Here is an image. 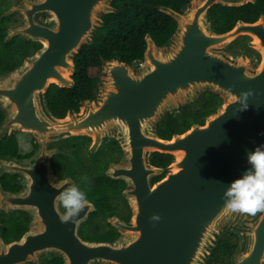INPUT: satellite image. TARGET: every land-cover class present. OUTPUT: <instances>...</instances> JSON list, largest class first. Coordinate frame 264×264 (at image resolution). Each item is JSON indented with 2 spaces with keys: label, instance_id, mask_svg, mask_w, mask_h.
<instances>
[{
  "label": "water",
  "instance_id": "water-1",
  "mask_svg": "<svg viewBox=\"0 0 264 264\" xmlns=\"http://www.w3.org/2000/svg\"><path fill=\"white\" fill-rule=\"evenodd\" d=\"M256 1L189 0L184 13L157 6L176 23L166 44L157 46L146 34L142 65L136 68L101 58L95 98L80 100L78 112L68 109L56 118L46 106L48 86L74 88L73 57L83 45H93L96 31L105 26L103 16L118 10L113 0H51L54 25L35 26L29 36L43 48L0 77V142L18 132L41 145L74 136H88L94 146L105 138L116 140L123 157L105 174L125 183L122 196L131 216L127 222L109 219L118 232L114 241H85L77 230L93 206L87 203L71 222L62 215L59 220L56 210V195L73 183L66 179L52 186L49 159L61 150L49 151L42 167L38 158L31 166L0 159V176L24 179L18 193L7 195L9 208L29 211L34 204L50 215L38 232L29 229L9 244L0 240V264H39L49 255L63 264H207L227 232L239 237L231 264H264V211L229 213L222 200L228 184L250 167L246 152L264 144V15L251 23L238 20L223 33L213 32L207 18L215 5L239 8ZM21 34L19 28L10 30L4 42ZM240 37H248L247 46L259 55L256 67L246 55L227 52ZM249 90L252 95L243 101L247 109L241 111L235 98ZM206 92L222 103L202 125L168 140L158 137L156 125L165 112ZM152 153L173 159L167 167H154ZM0 209L6 208L0 204Z\"/></svg>",
  "mask_w": 264,
  "mask_h": 264
},
{
  "label": "flooded vegetation",
  "instance_id": "flooded-vegetation-1",
  "mask_svg": "<svg viewBox=\"0 0 264 264\" xmlns=\"http://www.w3.org/2000/svg\"><path fill=\"white\" fill-rule=\"evenodd\" d=\"M50 4L51 0H0V77L20 68L26 59L34 56L43 48L41 41L30 39L29 36L35 26L50 27L54 25L52 17H57V14L52 13ZM17 28L20 29L22 34L12 36L4 42L6 33ZM238 39L230 44H233ZM78 53L72 59L75 70L74 59ZM241 55L239 54V56ZM130 66L133 68L138 67L135 65ZM74 75L75 73L70 77L73 79ZM51 86L59 90L74 89H60L57 85L50 84L47 90ZM74 111L78 112V108ZM10 143H14L15 150H12L9 146L11 145ZM53 150H61L62 153L52 154L49 159L54 177L52 186H57L62 180H72V182L78 184L81 190L86 192L88 203L94 209L88 212L87 219L78 226L77 232L80 238L82 239L80 233L82 230L94 234L96 232H109L112 229L118 235V232L111 226L109 219L116 218L123 222H127L130 219V208L122 196L126 185L121 180H112L105 173L109 166H116L121 161L123 150L120 144L114 139L106 138L94 146L90 137L74 136L51 142L43 148L37 140L33 139L28 133L23 132L6 137L0 142V159L31 166L38 158V163L42 167L45 164V156L48 154V151ZM157 154L161 155L159 153H152L149 157V162L154 167L157 166L152 162L155 161ZM163 176L153 178L152 183L160 180ZM82 177H86L87 179L82 180ZM103 182L120 187L121 189L117 197L112 198L109 196L107 198L108 203L102 209L99 208V198L95 191L98 189V185ZM23 185L24 179L19 175L3 174L0 176V204L6 208L5 210L0 209V240L5 244L19 240L25 233L23 232L17 236L19 230L28 231L32 229V231L38 232L43 227V224H45L44 219L48 218L50 220V215L46 216L40 213L42 209L34 204L30 206L29 211L9 208L10 206L5 200L7 195L18 193ZM31 200L33 201V198ZM56 210L58 211L60 220L63 209L60 207L59 202ZM104 212L106 215H104ZM52 258L59 257L43 258L41 264Z\"/></svg>",
  "mask_w": 264,
  "mask_h": 264
},
{
  "label": "trees",
  "instance_id": "trees-1",
  "mask_svg": "<svg viewBox=\"0 0 264 264\" xmlns=\"http://www.w3.org/2000/svg\"><path fill=\"white\" fill-rule=\"evenodd\" d=\"M111 5L118 12L103 16L105 26L96 31L93 45H83L74 59V89L59 90L51 86L45 94L48 110L56 118H63L69 108L77 110L80 100L95 98L101 58L106 61L120 60L137 66L143 60L146 34L150 35L157 46L166 44L175 30L176 23L172 18L158 12L156 7L163 6L176 13H184L189 6V0H113ZM260 14L264 15V0H257L255 4L249 3L239 8L215 5L209 9L207 18L213 32L223 33L230 30L238 20L251 23L256 21ZM221 103L222 100L217 95L203 94L198 101V108L194 111L181 116L169 114L159 122L156 127L158 137L168 140L174 134L184 133L193 124L202 125L205 118L213 114ZM2 119L3 114L0 112V122ZM10 144L12 150H15L14 143ZM172 159L170 155L157 154L152 163L164 168ZM97 188L95 192L99 198V208L102 209L108 203L107 198L117 197L121 189L106 182L100 183ZM23 232L26 231L19 230L17 236ZM80 233L82 239L92 242H112L118 237L112 229L105 233L91 234L83 230ZM237 247L236 234L224 235L213 249L207 264H231V257ZM42 264L63 262L60 258H52Z\"/></svg>",
  "mask_w": 264,
  "mask_h": 264
},
{
  "label": "clouds",
  "instance_id": "clouds-1",
  "mask_svg": "<svg viewBox=\"0 0 264 264\" xmlns=\"http://www.w3.org/2000/svg\"><path fill=\"white\" fill-rule=\"evenodd\" d=\"M251 95L252 92L249 90L241 92L239 97L235 98L236 102L241 104V111L247 109V104L243 101ZM245 155L250 167L228 184L222 196L223 208L229 213L255 214L264 211V144L247 151ZM55 199L63 209L61 218L66 222L74 220L88 203L86 192L75 182L68 184ZM151 219L158 220L159 217L153 215Z\"/></svg>",
  "mask_w": 264,
  "mask_h": 264
},
{
  "label": "rangeland",
  "instance_id": "rangeland-1",
  "mask_svg": "<svg viewBox=\"0 0 264 264\" xmlns=\"http://www.w3.org/2000/svg\"><path fill=\"white\" fill-rule=\"evenodd\" d=\"M250 39L248 38V37H242V38H239L236 42H234L233 44H230L229 46H227V52L231 55V56H234V57H238L239 56V54H244V55H246L249 59H250V61H251V63H252V66H254V67H256L257 65H258V63H259V55L254 51V50H252V49H250L248 46H247V43H248V41H249ZM100 73V72H99ZM207 93V92H206ZM203 94H205V93H202L194 102H192V103H190V104H187V105H185V106H183L182 108H180V109H174V110H172V111H169V112H165L164 113V115L162 116V118L159 120V122H161L166 116H168L169 114H172V115H174V116H181V115H183V114H185L186 112H192V111H194L195 109H197L198 108V101H199V99H200V97L203 95ZM158 122V123H159ZM157 123V124H158ZM21 133H23V132H18V133H15V134H21ZM14 134V135H15ZM28 135H30V134H28ZM32 138H33V136L32 135H30ZM34 139V138H33ZM65 139V138H64ZM106 139V138H105ZM60 140H62V139H60ZM56 141H59V140H56ZM56 141H51V142H56ZM51 142H48V143H46V144H40L41 145V147L43 146V148H44V146L45 145H47V144H49V143H51ZM49 152V151H48ZM41 153V152H40ZM25 166V165H24ZM228 233H232V232H227V233H225L224 235H226V234H228ZM235 234V233H234ZM238 237V236H237ZM238 246H239V237H238ZM50 257H52V256H41L40 258H39V264H41V260L43 259V258H50Z\"/></svg>",
  "mask_w": 264,
  "mask_h": 264
},
{
  "label": "built area",
  "instance_id": "built-area-1",
  "mask_svg": "<svg viewBox=\"0 0 264 264\" xmlns=\"http://www.w3.org/2000/svg\"><path fill=\"white\" fill-rule=\"evenodd\" d=\"M141 65H142V62H139V63L137 64L138 67L141 66Z\"/></svg>",
  "mask_w": 264,
  "mask_h": 264
}]
</instances>
